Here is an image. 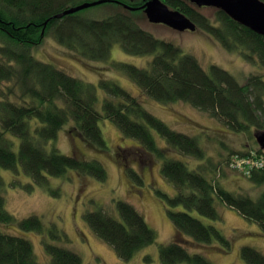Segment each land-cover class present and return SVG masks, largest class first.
<instances>
[{"label": "trees", "instance_id": "obj_1", "mask_svg": "<svg viewBox=\"0 0 264 264\" xmlns=\"http://www.w3.org/2000/svg\"><path fill=\"white\" fill-rule=\"evenodd\" d=\"M84 1L88 0H0V82L13 81L18 88H3L0 84V170L21 168L33 179L27 186L29 189L35 185L48 186L50 177L65 176L70 170L106 180L107 171L101 162L62 153L53 141L69 125L74 136L106 150L108 145L100 121L109 119L124 136L137 141L135 148L161 160L162 174L176 190L173 196L164 194L175 235L161 245L160 264H213L203 248L215 246L228 251L232 241L221 227L224 208L236 210L255 223L256 232L264 234V193L254 197L244 189L232 191L223 180L224 164L233 168L235 158L264 159L260 145L232 151L220 162L204 160L199 137L169 126L124 85L107 77L98 83L88 82L52 62L39 60L32 49L43 41L44 29L46 34L53 32L59 43L81 59L108 61L117 43L128 54L152 56L147 67L126 62H113L112 67L125 73L145 94L161 103H189L233 131L246 133L254 129V136L255 131L264 128L263 75L253 74L242 84L231 72L217 65L206 70L196 56L157 38L126 12L105 18L84 17L82 11L56 17ZM163 1L189 16L200 30L208 32L229 51L255 61L264 73L263 34L219 9L212 21L189 0ZM118 3L133 6L131 11L143 12L137 8L142 6V0H119ZM100 90L105 93L102 98ZM158 136L166 145L159 144ZM195 159L200 163L193 168L190 163L194 164ZM247 170L238 171L253 184H264V165ZM136 179L140 180L138 175ZM2 183L0 178V225L45 234L44 246L50 264H83L79 253L53 242L65 238L56 225L47 229L38 215L17 219L11 213ZM116 212L97 203L85 212L84 218L121 260H131L157 242L156 230L135 205L118 200ZM240 252L248 264H264L263 251L246 244ZM0 264L42 263L30 239L0 228Z\"/></svg>", "mask_w": 264, "mask_h": 264}, {"label": "rangeland", "instance_id": "obj_2", "mask_svg": "<svg viewBox=\"0 0 264 264\" xmlns=\"http://www.w3.org/2000/svg\"><path fill=\"white\" fill-rule=\"evenodd\" d=\"M123 6L114 0H109L82 10L81 15L88 18H105L117 12H126L157 38L172 42L182 47L185 52L196 56L206 70L217 65L231 72L242 84L246 83L248 77L253 74L264 77V73H261L262 69L255 61L251 62L244 55L229 51L208 32L200 29L180 32L165 24L152 23L145 17L144 12L131 11ZM199 9L215 21L216 8L199 7ZM41 35L43 41L32 49L35 57L52 62L73 76L88 82L98 83L102 77L116 80L169 126L199 137L205 152L204 160L220 162L227 159L232 151L245 150L251 145L255 148L259 147L254 129L246 133L236 132L189 103L182 101L172 104L161 103L145 94L125 73L112 67L113 62L147 67L152 56L128 54L117 43L113 46L108 61L81 59L76 52L59 43L53 32L46 34L43 29ZM0 84L3 88L18 89L13 81H3ZM99 93L101 98L105 95L103 90ZM100 126L108 145L106 150H100L79 136H74L69 125L61 130L53 142L62 153H74L82 159L101 162L107 171L106 180L70 170L65 176L50 177L48 186L35 185L29 189L27 186L33 182V179L21 168L1 169L0 178L3 182L1 187L7 209L17 219L38 215L47 229L56 225L64 232L65 238L64 241L56 239L53 242L79 253L83 258V264H160L161 245L171 241L175 235V226L165 206L164 194L173 196L176 190L174 191V186L163 176L162 162L156 155L135 148L137 141L124 136L113 121L103 119L100 121ZM158 139L160 145H166L160 136ZM193 163L190 165L194 168L200 161L195 159ZM224 165L226 168L223 180L226 188L232 191L244 189L243 191H248L254 197L264 193V184L255 185L240 171L227 164ZM137 175L140 180L136 179ZM118 200H125L135 205L158 235L157 242L145 247L133 259L127 261L121 260L115 249L97 236L84 218L85 212L97 203L116 212ZM222 213L224 220L221 227L225 235L231 239L232 245L228 251L220 250L215 246L203 248L213 264H248L241 257L240 252L241 247L246 244L264 252V234L256 232L255 223L243 218L231 207L224 208ZM206 220L211 222L209 219ZM0 228L22 234L30 239L38 260L42 264H50V257L44 246L45 234L35 231L23 232L13 225L9 227L0 225ZM194 247L199 246L194 245Z\"/></svg>", "mask_w": 264, "mask_h": 264}, {"label": "water", "instance_id": "obj_3", "mask_svg": "<svg viewBox=\"0 0 264 264\" xmlns=\"http://www.w3.org/2000/svg\"><path fill=\"white\" fill-rule=\"evenodd\" d=\"M109 0H94L73 5L62 11L56 17H63L68 14L82 11L88 7L107 2ZM119 2V0H117ZM135 1V0H129ZM143 4L145 17L152 23H161L172 27L175 30L184 32L198 29L189 16L178 9L170 7L163 0H144ZM198 7H213L224 11L232 19L251 28L257 33L264 35V0H189ZM129 9H134L125 3ZM47 24V22L45 23ZM255 137L262 149H264V129L255 132Z\"/></svg>", "mask_w": 264, "mask_h": 264}, {"label": "built area", "instance_id": "obj_4", "mask_svg": "<svg viewBox=\"0 0 264 264\" xmlns=\"http://www.w3.org/2000/svg\"><path fill=\"white\" fill-rule=\"evenodd\" d=\"M264 165V159L262 158H256L254 156L251 157H244V158H235L233 161V168L238 170H247L248 168H252L254 166L261 167Z\"/></svg>", "mask_w": 264, "mask_h": 264}, {"label": "flooded vegetation", "instance_id": "obj_5", "mask_svg": "<svg viewBox=\"0 0 264 264\" xmlns=\"http://www.w3.org/2000/svg\"><path fill=\"white\" fill-rule=\"evenodd\" d=\"M138 1H140V0H135V2H138ZM143 1V4L145 3V1L144 0H142ZM132 2H134V1H132ZM143 4H142V6H143ZM142 6H137V8L139 9V10H143V12H144V9H143V7ZM203 7H207V6H203ZM264 150V149H263Z\"/></svg>", "mask_w": 264, "mask_h": 264}, {"label": "crops", "instance_id": "obj_6", "mask_svg": "<svg viewBox=\"0 0 264 264\" xmlns=\"http://www.w3.org/2000/svg\"><path fill=\"white\" fill-rule=\"evenodd\" d=\"M245 220V219H244Z\"/></svg>", "mask_w": 264, "mask_h": 264}]
</instances>
